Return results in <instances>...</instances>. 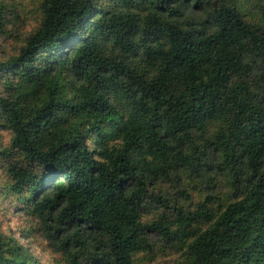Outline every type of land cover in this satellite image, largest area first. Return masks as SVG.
<instances>
[{"label":"trees","instance_id":"1","mask_svg":"<svg viewBox=\"0 0 264 264\" xmlns=\"http://www.w3.org/2000/svg\"><path fill=\"white\" fill-rule=\"evenodd\" d=\"M38 8L0 59V194L65 264H136L150 234L174 264H264V0ZM184 179L209 189L194 209L149 189ZM0 264L44 263L0 231Z\"/></svg>","mask_w":264,"mask_h":264},{"label":"rangeland","instance_id":"2","mask_svg":"<svg viewBox=\"0 0 264 264\" xmlns=\"http://www.w3.org/2000/svg\"><path fill=\"white\" fill-rule=\"evenodd\" d=\"M39 2L40 0H0L4 13L3 23L0 25V59H5L16 53L17 48L23 44L24 38L37 26L40 17ZM249 16L255 19L253 15ZM11 135V130L4 126V121L0 117V148L9 143ZM5 179V174L0 169V190H2L1 187L4 185ZM149 189L151 191L154 189V192L162 194L171 204L175 202L186 208L191 206L192 209L195 208L197 202L204 199L209 191L198 180L188 182L187 179H184V182L179 185L160 181ZM181 191H186L187 196H184ZM219 191V195L224 199L232 195L231 190L227 187H222ZM153 217H157L153 209L150 208L149 211L143 212V220H151ZM0 231L14 236L41 263L65 264L61 255L49 245L39 225L36 224V220L19 210L11 196L7 197L1 194ZM150 237L152 240L151 250L137 254L136 264L176 263L181 254V243L166 242L153 234H150Z\"/></svg>","mask_w":264,"mask_h":264}]
</instances>
